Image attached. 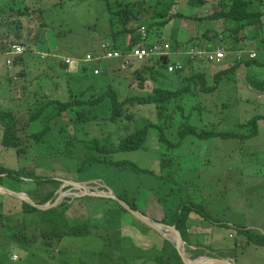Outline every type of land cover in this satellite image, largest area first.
Listing matches in <instances>:
<instances>
[{
  "label": "rangeland",
  "instance_id": "374dc122",
  "mask_svg": "<svg viewBox=\"0 0 264 264\" xmlns=\"http://www.w3.org/2000/svg\"><path fill=\"white\" fill-rule=\"evenodd\" d=\"M155 1L133 0V3L136 9L142 7L145 10H150L153 8ZM163 2L164 5L171 4V12H174V14L181 13L182 17L173 19L165 27L152 28L150 32L151 38L148 42H168L171 46L172 43H175L174 38L176 37L177 42L183 43L180 47L187 50L191 47H199L193 46L195 43L192 44L189 41L191 39L193 40L195 36H199V41H207V47L211 49L217 48L219 44L223 46L227 41L231 42V40H234L233 37H230L229 40L225 38L221 40L222 37L217 38L212 35V32H214L223 37L227 36L225 35L223 20L209 21L207 19V15L217 8L219 0H207L200 8H191L186 0H163ZM224 6L226 5L224 4ZM262 17L260 18L262 25L258 33L264 37V18ZM117 28L120 27L113 29L110 27L106 5L103 0H0V50L2 46L7 48L13 42L25 45L26 48H31L32 50L23 55L24 67L18 64L14 67L17 73H20L24 69L26 71L25 77L17 74L16 78H14L15 75H11V72L10 75L5 74V65L0 66V111L11 110L15 114L17 112V118L19 119L16 120L18 121L17 126H20L26 122L29 116L28 104L32 103L33 106L37 102V99L41 100V96L45 92L50 99L57 97V99L62 101L67 100L68 94H66V91L68 83L65 74L57 68L60 65L48 66L52 65L51 63L54 59H47L46 61L39 60L38 56L34 55L33 52L36 50L56 53L60 56L68 55L75 58H84L86 55H90L91 47H97L99 41L109 42L111 38L110 32ZM206 28H210V33L206 34L207 37H205ZM173 32H176V36L171 35ZM243 33L245 34V32L240 31L238 38H243ZM254 43L257 45L258 42L254 41ZM247 45L249 47L250 45L255 46L250 42ZM1 53L3 52H0V56ZM178 59V56H169L171 62ZM194 61L195 66L208 69L212 73L217 72V70L226 69L216 80L214 79L213 81L209 75H207L208 80L206 79L207 85H216L219 88L223 87L219 89L218 93H223L225 96L224 100L220 102V105L219 101H210L205 95L198 94L200 93L198 92L199 89L197 91L194 90L202 82L191 80L188 83L192 91L188 90L186 92L187 96L182 98V108L185 111L184 115L190 112L189 123L198 131L201 129L227 131L236 133L238 137L197 139L193 136H186L179 146L173 149H167L165 144L158 141L156 132L152 130L149 132L142 148L131 152H117L113 155V159L134 163L142 170H150L154 174L159 175V161L161 156H171L173 164L170 169L165 170V173L172 176L173 182L177 185H174L176 189H181L183 194L188 195L186 197L189 201L195 204L199 210L202 209L214 220L206 221L200 214L199 221L204 224L206 222L216 224L213 233L207 238L206 246H211V241L209 240L211 238L213 240V247H222L225 249L228 246L229 248H233L234 242L237 241L235 238L237 226H244L260 234H264V96L262 99L258 98L253 92V89L259 92L263 91L261 88H257V86L262 85L264 81V66L250 64L240 66L237 68L238 70H227V63L211 64L206 61ZM73 65L77 68H80L82 65L86 66V82L93 80L90 73L95 66L94 63L73 61ZM98 67L104 71L106 77L109 76L107 77L108 79L104 75L100 78L103 79V82L109 80V83L115 88L120 100L125 96H145L151 93L152 89L156 86L170 89L171 85L169 81L174 80V76L169 75L170 79L168 80L152 82L153 85H156L154 87L149 85V83H146L142 87H127V83L131 85L136 84L138 81L130 77L133 74V69L120 70V60H103ZM111 70H113L112 74H110ZM38 79L40 81H48L50 85L54 81L57 83L58 90H54L55 86L48 88L49 84L43 88L40 86L42 88L41 92L38 86L35 87V84L28 88L33 82H38ZM22 80H25V85L22 83ZM188 83H185L184 86H188ZM63 90L64 96L59 98L57 92ZM195 94L197 99L195 98ZM180 101L177 99L176 104L181 103ZM125 108L128 112L133 113L131 119H123L119 123L111 125L110 131V124L99 123L96 125L95 123H89L85 126V132L88 137L101 139L109 131L114 144H116L126 133L143 126L145 121H150L157 125L160 124L155 106L152 104L134 103L126 105ZM254 116L257 118V133L247 136L250 129L241 127L240 124L248 122ZM174 120L173 126L175 127L181 119L177 116ZM6 121L12 124V122ZM35 130L38 131V129L33 127L31 132ZM170 131L172 134L169 135L167 133V139L172 143L176 142L177 136L173 134V127L170 128ZM25 133L28 134V132ZM5 134L7 137H4L0 141L2 143L0 144L1 166L16 172L18 171L22 176H25L23 170H21L23 168L28 170L33 168L43 172L53 169L55 170L54 175L58 176L56 178L58 180L77 179V182L87 185L88 190H90L89 187L91 186L98 193L113 192L112 188L102 183L103 180L101 179L94 180L90 184L91 177L88 173L84 175L77 174L76 178L75 173L65 171L66 169L63 168V165L58 163V158L49 160L50 157L44 156L41 161L33 162L35 156L32 153L33 146L25 138L29 141H32V139L30 140V137L23 138L24 134L22 132L18 134L14 133L16 137L23 138L21 148L26 150L25 153L18 156L14 149L17 146L16 140L18 139L15 140V138H12L11 134ZM70 134L72 136V133ZM47 148H50L47 151L48 153H53L56 150V145L55 143L47 145ZM80 153L82 156L83 151L80 150ZM74 165L75 163L70 162L69 168L75 167ZM106 170L103 171L102 175L119 192L121 191L120 188H122L131 194L132 190L136 189V185L140 184L139 193H147L146 197L150 198L151 196L155 197L154 195H150L154 194L153 191L155 190L152 189L155 187L159 189L157 190L159 192L167 188L162 184L161 179L149 173L141 172L134 174L131 173L132 171H128L129 174L124 177L123 173L114 176L113 171ZM3 175L1 174L0 176ZM115 180L117 186H115ZM21 183L13 179H7L5 176L0 177V186L8 187L16 192L17 190L27 192L31 187V183L26 182L27 184L24 183L23 185ZM62 190L66 191L68 188H62ZM70 191L77 194L81 193L78 189H72ZM5 195L8 194H3L2 198L6 197ZM138 196L136 197L137 199H139ZM156 197L162 198L161 195ZM63 198L67 199L69 196ZM69 199L70 203L72 200L71 198ZM102 207V204L94 202L90 204V200H87L80 208L74 202L73 209L75 211L73 210V213H75V216L77 214L81 215L82 213L90 216V214L94 215L99 212ZM142 210L145 212V209ZM157 210L160 216H164L161 205L157 206ZM3 213H0V215H3L0 216V258L6 259L10 253L16 251L11 247L12 244L9 241L7 232L23 233L26 230L23 225H20V219H15L14 217L9 218L6 213H4L6 215ZM126 216L121 235L125 238L133 239L132 241L135 246L134 248L131 245L122 248H130L133 252L138 253V250L143 251V249L138 247L147 249L153 243L155 246H160L162 243L160 237L164 238L162 235L154 231L148 233L149 238L137 235L133 228V218L129 215ZM191 216L194 218L198 215L192 213ZM193 218L191 217L194 221ZM194 237L191 236L193 243ZM204 237L205 235L202 237L203 241ZM67 240H63L64 244L62 247L68 249H63L61 255L67 257L70 256V251H73L79 256L81 240L70 238ZM244 240L242 239V245H245ZM89 242V240L86 241L88 244ZM92 242H95L93 252L103 247L102 240ZM193 243L192 245H194ZM14 246L17 248V245ZM189 246L191 245L183 244V251L188 258L191 256L196 257L197 255L192 254V251L196 248L201 249L204 245H194V249H190ZM86 252H88L86 256L87 261L80 259L83 261V264H110L106 261L104 255H99L97 252L96 254L99 256V259L90 263V255L92 253L90 254V249ZM122 252L124 253L125 251ZM230 252L232 255H235L236 264H264V246H257L251 243L245 245L244 249L238 246L236 249H231ZM221 253L225 254V250L221 251ZM14 255L15 257L12 256L13 262L18 260V256L22 257L23 254L21 251H18V254L15 253ZM76 255L74 257H77ZM138 255L139 253L134 257ZM199 257L209 256H198L196 259H189L191 261L199 260ZM132 261H135L136 264L140 263L137 259H132ZM10 262L13 263L11 260ZM116 263L117 261L111 264Z\"/></svg>",
  "mask_w": 264,
  "mask_h": 264
},
{
  "label": "trees",
  "instance_id": "16d2710c",
  "mask_svg": "<svg viewBox=\"0 0 264 264\" xmlns=\"http://www.w3.org/2000/svg\"><path fill=\"white\" fill-rule=\"evenodd\" d=\"M103 1L106 5L110 27L112 29L120 27L110 32L111 38L109 42L111 47L116 50L122 51L130 48L126 46V41L129 39L127 42L131 45V42L133 44L134 41L137 40V30L139 26L143 25L146 27L147 31L151 32V29L154 27H165L173 19L175 20L182 17L181 13L174 14V12H171V4L164 5L163 0H156L153 4V8L150 10H145L142 7L136 9L133 0ZM206 1L207 0H186L191 8H200ZM252 2L253 0H219L217 8L207 15V19H209V21L223 20L224 31L227 36L223 37L214 32H212V35L217 38L222 37L221 40L224 38L229 40L230 37H235L240 31H243L245 32V34L243 33V38H236L234 40L245 38L246 41L254 45V41L258 42L255 46L250 45L251 48L264 47V45H261L264 37L260 36L258 33L262 25L260 21L262 12L252 8ZM224 4L226 6H224ZM208 33H210V28L205 29V37H207L206 34ZM171 35L176 36V32L171 33ZM196 37L197 36H195L193 40H189L190 43H195L193 46L208 48L207 41H199V36ZM174 42L175 43L171 44L172 49L181 48L180 46L183 43L177 42L176 37L174 38ZM229 42L226 43V48L229 50H236L238 46H233ZM14 44L16 43H11L7 48L2 46L0 52L11 49V46ZM245 46L249 47L247 44L244 45V47ZM29 50L32 51L31 48H29ZM182 50H184V48H182ZM97 52L98 49L91 47V54L95 55ZM18 57L17 63H22L23 57ZM181 58L188 60L187 64L196 60L189 59L185 56ZM38 59L40 60L39 56ZM233 61L235 63L234 66L227 68V70H235L241 63H245V65L260 63L264 66V62L260 61H243L240 63L235 60ZM135 64L137 65L135 66ZM135 64L132 63L130 65V67L133 68L131 77L138 81V87L144 86L148 81L155 83L157 80H168L170 79L169 75H174L176 73H168L166 64L159 58H150L144 61H138ZM86 71V66L82 65L78 72V82H72L71 84L70 81L67 80V100L62 101L57 98L50 99L44 93L41 96V100L37 99V102H35L33 106L32 103L28 104L29 116L26 122L18 126L20 127V131L24 134L23 138L30 137V140L32 139V141H29L25 138V140L33 146L32 153L35 155L33 162L41 161L44 156L50 157L49 160L58 158V163L63 165V168L66 169L65 171L75 173L76 178L77 174L84 175L86 173H88L92 179L101 178L103 183L114 190L113 192L117 198L123 200L132 209L139 211L143 215L146 213L140 208L138 199L136 198L140 191V184L136 185V189H133L131 194L128 193L126 189H122L118 186L121 190L119 192L110 185L109 180L104 178L103 175V177H101L102 171L105 169L113 171L114 176L123 173L124 177L131 171V173L134 174L143 172L157 176L158 179L162 180V184L167 187L164 191H154L156 196H162V198L156 197L159 204L163 207L164 213L160 222L174 226L179 231L183 242L186 243V245H192V234L190 230L194 225V221L191 219L190 215L193 213L200 216L201 214L206 221H212L213 219L202 209L199 210L195 204L189 201L186 197L188 195L183 194L181 189H176L174 186L176 183L173 182L172 176L165 173V170L170 169L173 164L172 157L162 154L163 156H161L159 161L160 174L156 175L150 170L138 168L134 163L113 159V155L117 152L139 150L144 146L147 136L152 130L156 132L158 141L165 144L167 149H173L179 146L186 136H193L197 139H208L238 137V135L227 131L204 129L198 131L189 123L190 112L184 115L185 111L182 108L183 94L189 90V85L177 90H167L156 86L152 89L151 93L145 96H128L120 100L116 90L110 84L104 86L99 84L97 86L94 85V83L91 84L92 81L86 82ZM62 73L65 74L64 72ZM217 74L220 76L223 74V71H219ZM90 75L93 77L92 71ZM201 86H203V89H208V87H205L202 83L199 87ZM177 99L181 100V103L176 104ZM134 103L154 105L160 124L157 125L150 121H145L143 126L132 132L126 133L116 144H114L109 131L105 137L101 139L88 137L85 132V126L89 123H95L96 125L99 123L114 125L123 119H131L133 113L128 112L125 106ZM13 115V111L11 110L0 111V124H3V127L6 129L15 130L18 121H15L16 118L14 119ZM177 116H179L181 120L174 127L173 122ZM6 120L12 122V124ZM256 120L257 118L254 116V118H250L248 122L240 124L241 127L250 129L247 136L257 133ZM33 127L38 129V131L35 130L31 132ZM171 127H173L174 130L173 134L177 136V141L173 143L166 137L167 133L169 135L172 134L170 131ZM25 132H28V134ZM70 133H72V136H70ZM14 138L15 140L18 139L16 143L19 147L16 146L17 148L15 147V151L19 156L26 152L25 149L21 148L23 138ZM54 143L56 145V150L53 151V153H48L47 151L50 150V148H47V145H52ZM80 150L83 151L82 156L80 155ZM70 162L75 163V167L69 168ZM25 169L26 168L21 169L25 174V176H22L18 171L16 172L0 165V175L4 174L3 176L7 179H13L20 183L22 182L21 185L26 182L31 183L30 189L24 192L37 205H44L48 202H52L55 199L54 197H56V191L62 184L61 180L56 179L58 176L54 175L55 170L52 169L43 172L33 168L29 170ZM71 181L77 182L78 180L72 179ZM115 186H117L116 180ZM67 188L69 189L68 186H65V188L63 187V189ZM21 191L17 190V192L20 193ZM5 196L6 197H3L5 199L0 201V211L6 213L9 218L14 217L15 219H20V225H23L26 231L23 233L7 232L9 241L12 244L11 247L16 251L10 253L9 257L6 259L0 258V264H83V261L77 257H65L61 255L63 249H68L63 248L61 245L63 240H67L68 238L84 241L89 240L90 242L102 240L103 247L97 254L104 255L106 261L110 264L115 261H117L116 264H136L132 259L140 261L139 264H183L174 248V244L162 237H160L162 241L160 246H155L154 243L147 249L137 246L143 249V251L138 250L140 256H136L137 258L134 256L138 253L133 252L130 248H122L130 245L134 248L135 246L132 241L133 239H128L121 235L122 229L124 228L123 225H125L126 221L125 217H127L126 215H131L112 199L83 196L73 199L69 203L70 199L67 198L63 199L56 207L42 211L29 205L25 201L15 199L8 195ZM185 197L186 199L183 200ZM87 200H90V204L94 202L102 204L103 207L94 215L90 214V216H87L85 213H82L81 215L77 214L75 216V213H73V203L75 202V205L77 203L78 207L81 208ZM0 216L3 215L1 214ZM132 222L137 235L149 238L148 233L152 231L151 229L135 218H133ZM235 232L237 241L234 242L233 249H236L238 246L244 249L245 245L251 243L257 246H264V234H260L244 226H237ZM195 239L194 237V240ZM242 239H245V245L241 244ZM14 245H17V248ZM202 247L201 249L196 248L192 251V254L197 255L196 257L191 256L189 258L196 259L198 256L205 255L212 257V254L206 252V249L210 250L209 246L204 245ZM18 248L20 249L17 250ZM18 251H21L23 255L22 257L18 256V260L13 262L11 257L15 253L18 254ZM122 251H127V253H123ZM188 252H190V250H188ZM141 257H143V259H141ZM10 260L13 263H11Z\"/></svg>",
  "mask_w": 264,
  "mask_h": 264
},
{
  "label": "crops",
  "instance_id": "0c3cea01",
  "mask_svg": "<svg viewBox=\"0 0 264 264\" xmlns=\"http://www.w3.org/2000/svg\"><path fill=\"white\" fill-rule=\"evenodd\" d=\"M252 8H254V9H256V10H259V11H261L262 13H263V17L262 18H264V0H255L254 2H252ZM236 38H238V35L237 36H235V37H233V39H236ZM129 40V39H128ZM127 40V41H128ZM126 41V46L127 47H131V45H132V42H131V45H129V42H127ZM227 42H229V41H227ZM226 42V43H227ZM247 42L248 41H246V39H241V40H231V42H229L231 45H233V46H238L237 47V49H239V48H251V47H247V46H245L244 47V45H246L247 44ZM253 42V41H252ZM14 43H16V42H14ZM102 43H108V44H110V42H105V41H99L98 43H97V47L96 46H94V49H98V52H97V54H91L90 53V55L91 56H99V55H101V51H100V45L102 44ZM226 43L222 46V44H219V46L218 47H223V48H225L226 50H229V49H227L226 48ZM16 44H20V43H16ZM20 45H22V44H20ZM129 45V46H128ZM261 45L263 46L264 45V40H262V42H261ZM24 48H25V52L24 53H26V52H29L30 50H29V48H26V46L25 45H22ZM217 47V46H216ZM201 48H203V47H201ZM204 49H211V48H204ZM10 49H7L6 51H4L3 53H1V56H0V66L1 65H5L4 67L6 68V73L5 74H8V75H10V72H11V75L13 74V75H15V77L14 78H16V75L17 74H21L23 77H25V73H26V71L23 69V70H21L20 71V73H17V71H15L14 70V67L18 64L19 66L20 65H22L23 67L25 66V62H24V59H23V62L21 63H17L18 61H17V59L19 58L18 56H22L23 57V55H24V53L23 54H20V55H14V54H12V55H8V54H6V52H8ZM33 54L34 55H36V56H39L40 57V59L41 60H44V61H46L47 59L49 60V59H54V61H52V65H48V66H56L55 64H58V65H60L59 67H57V68H59L62 72H64L66 75H65V77H66V79L67 80H69L70 81V83L72 84V82H78L77 81V77H78V72H79V68H77L75 65H73V63L72 64H70V65H66V64H64V62H63V60H62V58H75V57H73V56H60V55H58V54H56V53H51V52H44V51H34L33 52ZM42 55H46L45 57H42ZM80 59H82V58H80ZM58 60V61H57ZM108 60H110V59H108ZM181 60V63L183 64V68L180 70V71H177L173 76H174V80H172V81H169V83H170V85H171V88L170 89H167V90H177V89H180V88H183L184 87V85H185V83H188V82H190L191 80H198V81H200V82H202V84L205 86V84H206V86L205 87H208V89L206 90V89H203V86H201V87H196V88H194V90L195 91H197L198 89V92H200V93H198V94H203V95H205V97H208L209 98V100L210 101H219V105L221 104L220 102L221 101H223L224 100V96H225V94H223V93H218V91H219V89H221V88H223V87H221V88H219L218 86L216 87V85H207V81H206V79L208 80V78H207V75H209L210 77H212V79H213V81H214V79L216 80V78H217V76H218V72L219 71H224V70H226V69H221V70H217V72H214V73H212V72H209L208 71V69H204V68H200V67H197V66H195L194 65V62L195 61H193V62H191L190 64H187V61L188 60H185V59H183V58H179V61ZM183 60V61H182ZM233 60H235V58H234V56L233 55H231V54H228V55H226L225 56V58L223 59V61L221 62V63H219V64H222V63H227L226 65H228V67L227 68H231L232 66H234V61ZM7 61H9L10 62V64H7ZM101 61H103V60H101ZM101 61H96V62H87V63H94L95 64V66L93 67V69H92V75H93V80H92V82H91V84L92 83H94V85H102V86H104V85H107V84H110L109 83V80H107L106 82H103V79L102 78H100V77H102L103 75L105 76V78H107V77H109V76H107L106 77V74L104 73V71L102 70V69H100L98 66H99V64H100V62ZM199 62H202V61H204V60H198ZM236 61V60H235ZM246 62V61H245ZM135 63H137V62H133V64H135ZM209 63V62H208ZM239 63V62H238ZM15 64V65H14ZM132 64V63H131ZM130 64V65H131ZM212 64V63H211ZM252 64H254V63H252ZM130 65L128 66V67H126L125 69H121L120 68V70H122V71H125V70H127V69H133L132 67H130ZM250 65V64H249ZM256 65H260V66H262L260 63H256ZM240 66H246L245 65V63H241V65ZM239 66V67H240ZM64 67V68H63ZM237 69V68H236ZM20 70V69H19ZM18 70V71H19ZM231 70V69H230ZM238 70V69H237ZM94 71H97L99 74H97V75H94ZM113 73V70H111V72H110V74H112ZM224 73V72H223ZM68 74H69V76H68ZM131 77V76H130ZM46 79H47V77H45ZM124 78H126V77H124ZM132 78V77H131ZM108 79V78H107ZM72 80V81H71ZM114 80V79H113ZM23 82L22 83H24V85H25V80H22ZM209 82V81H208ZM146 83H149V85H151L152 87H154V86H156V85H153L152 84V82H146ZM145 83V84H146ZM35 84V87L36 86H38L39 88H40V90L43 88V87H46L47 86V84H49V86H48V88H50V87H52V86H55L54 87V90H58V88L56 87V85H57V83L55 84V82L53 81V82H51V85H50V82H48V81H45V80H43V81H40L39 79H38V82H33L32 84H30V86L28 87V88H30V87H32L33 85ZM77 84V83H76ZM111 85V84H110ZM188 85H189V83H188ZM244 85V84H243ZM40 86H42V88L40 87ZM133 86H137V83L136 84H128L127 83V87H133ZM150 86V87H151ZM114 88V87H113ZM257 88H261L263 91L262 92H259L258 90H254L253 89V92H254V94H256L255 96H257L258 98H263V96H264V81H263V83H262V85H259V86H257ZM115 89V88H114ZM192 91V89H191V87L189 86V91ZM230 91V90H229ZM55 93H56V91H54ZM45 94H46V92H45ZM67 94V93H66ZM47 95V94H46ZM57 96L59 97V98H61L62 96H64V90L63 91H58L57 92ZM187 96V93H184V95H183V98H185ZM195 96H196V94H195ZM125 97H128V96H125ZM124 97V98H125ZM57 97H53V99H56ZM196 99H197V96L195 97ZM190 99V98H189ZM202 99H204V98H202ZM19 101H21V100H19ZM10 102H13V101H10ZM17 107H20V106H17ZM13 114H15V113H13ZM17 112H16V114L15 115H13L14 117V119L16 118V120L18 119L17 118ZM15 120V121H16ZM19 120V119H18ZM204 121H205V119H204ZM206 122V121H205ZM19 126H17V128H15V130H17L18 131V133H21V131H20V127L18 128ZM15 130H11V129H6V128H4L3 127V124H0V141L4 138V137H7V135L5 134V133H8V134H11V136H12V138H14V137H16L15 136V134L14 133H16V134H18L17 133V131H15ZM111 130V125L109 126V131ZM23 135V134H22ZM0 144H2L1 142H0ZM15 149V148H14ZM16 150V149H15ZM16 152V151H15ZM102 174H103V171H102ZM102 174H101V177H103L102 176ZM0 177H3V176H0ZM99 179H101V178H96V179H90V184H92L91 182H94V180H99ZM28 180V179H27ZM102 180V179H101ZM102 183H103V181H102ZM105 184V183H104ZM99 186V185H98ZM108 186V185H107ZM91 187V186H90ZM100 187V186H99ZM8 188V187H7ZM152 189V188H151ZM113 190V189H112ZM152 190H159L158 188H154V189H152ZM114 191V190H113ZM21 192H23V193H25L24 191H21ZM149 193V192H148ZM153 193L154 194H150V195H154L155 197H156V194H155V192L153 191ZM2 193H0V196H1V198H0V201H3L5 198H2ZM150 195H149V197H150ZM11 196V195H10ZM147 196V193H139V196H138V202H139V205H140V207L142 208V209H145V213H146V216L148 217V218H150V219H152V220H155V221H161L162 220V218H163V216H160L159 214H158V210H157V206H160L159 205V202L157 201V199L155 198V197H153V196H151L150 198H148V197H146ZM15 198V197H14ZM15 199H17V198H15ZM194 215H196V214H194ZM192 218H193V216H191ZM194 225L192 226V228H191V230H190V233L192 234V236H195V238L197 239H195L194 240V245H196V244H198V245H205L206 246V244H207V238L213 233V230H214V226L216 225V224H213V223H209V222H206L205 224L204 223H201L200 221H199V219H200V216H195L194 218ZM236 233V232H235ZM203 235H205V237H204V241H203ZM231 237H232V235H231ZM192 239V238H191ZM209 240L211 241V246L209 247V249L210 250H208V249H206V252L207 253H210V254H212V257L213 258H215V257H221V258H226V259H230V260H233L234 261V263L236 264V259H235V255H231V252H230V250L231 249H233V248H229L228 246H226L227 248H217V247H213V240L211 239V238H209ZM64 244V242H62V244L61 245H63ZM94 244H95V242L93 243L92 241L91 242H89V244L88 243H86V241H84V240H81V243H80V248H79V250H80V254H79V256H77L76 255V252H73V251H70V256H77V258L79 257V259H82V260H84V261H87V258H86V256L88 255V252H86V251H88V249H90V254L92 253V255H90V263H93L94 261H97V259H99V256L96 254V252H98L99 251V249H98V251H96V252H93L94 251ZM66 245L68 246V243H66ZM194 245H191V246H189V248L190 249H194L195 248V246ZM89 246H90V248H89ZM68 247H70V246H68ZM201 248V247H200ZM82 249H84L83 251H82ZM71 250H73V249H71ZM79 250H78V252H79ZM223 250H225V254L224 253H221V251H223ZM187 256V255H186ZM206 256V255H205ZM13 257H15V255H13ZM202 258H205V257H199V260L200 259H202ZM11 260H12V257H11ZM13 261V260H12Z\"/></svg>",
  "mask_w": 264,
  "mask_h": 264
},
{
  "label": "built area",
  "instance_id": "2783aa9c",
  "mask_svg": "<svg viewBox=\"0 0 264 264\" xmlns=\"http://www.w3.org/2000/svg\"><path fill=\"white\" fill-rule=\"evenodd\" d=\"M137 40L131 45L127 50H116L111 47L108 43H102L100 45L101 55L91 56L86 55L84 58H62L64 64L70 65L73 61L77 62H96L108 59H117L121 61V69H125L133 62L144 61L150 58H167L166 70L168 73H174L180 71L183 68L181 61L176 60L171 62L169 56H182L188 57L189 59L204 60L212 64H219L223 61L226 55L231 54L234 56L237 62L243 61H260L264 62V47L261 48H239L236 50H226L223 47H217L213 49H204L191 47L187 50H182V48L172 49V46L168 42H148L151 38L150 32L147 31L146 27L139 26ZM25 52V48L20 44H14L11 49L6 52L8 55H20ZM46 55H42L45 57ZM7 64H10L7 61ZM99 74L94 71V75Z\"/></svg>",
  "mask_w": 264,
  "mask_h": 264
},
{
  "label": "water",
  "instance_id": "95a60500",
  "mask_svg": "<svg viewBox=\"0 0 264 264\" xmlns=\"http://www.w3.org/2000/svg\"><path fill=\"white\" fill-rule=\"evenodd\" d=\"M161 61L164 64H167V58L166 57L161 58ZM61 182H62V184H61L58 192L56 193L57 196L54 197L55 199L52 202H48L44 205H37L36 203H34V201H32L31 198H29V196L26 193H23V192L20 193V192L12 191V190L5 188V187H2V186H0V193L8 194V195H11L15 198L21 199V200L27 202L29 205H31V206L39 209V210H42V211L56 207L57 205H59L62 202V200L64 199L63 197H66V196H69V198H71V200L76 199L78 197H83V196H92V197H98V198L102 197V198L112 199L115 202H117L120 206H122L128 212V214H130L133 218H135L136 220L143 223L145 226H147L152 231L162 235L164 237V239L168 240L169 242H173L174 247H175V249H176V251H177V253H178L183 264H235L233 260L221 258V257H215V258L205 257V258H202L200 260L191 261L183 251L184 242L182 240V237H181L179 231L174 226H171V225L162 223L160 221H155V220L148 218L147 216L143 215L139 211L132 209L123 200L117 198L113 192H110V193L99 192L98 193V192H95L97 190L93 187H89L90 190H88L87 185L79 183V182H74L71 180H61ZM65 186H68L69 189L66 191H63L62 188ZM72 189H78L79 191H81V193H78V194L73 193L70 191Z\"/></svg>",
  "mask_w": 264,
  "mask_h": 264
},
{
  "label": "clouds",
  "instance_id": "9594fccd",
  "mask_svg": "<svg viewBox=\"0 0 264 264\" xmlns=\"http://www.w3.org/2000/svg\"><path fill=\"white\" fill-rule=\"evenodd\" d=\"M213 49V48H212Z\"/></svg>",
  "mask_w": 264,
  "mask_h": 264
}]
</instances>
